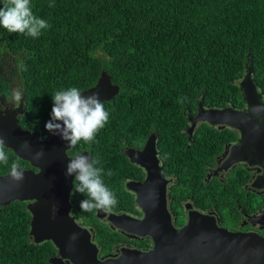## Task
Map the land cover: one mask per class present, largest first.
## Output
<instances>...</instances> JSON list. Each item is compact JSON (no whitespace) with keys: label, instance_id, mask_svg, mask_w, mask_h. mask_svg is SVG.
Here are the masks:
<instances>
[{"label":"trees","instance_id":"16d2710c","mask_svg":"<svg viewBox=\"0 0 264 264\" xmlns=\"http://www.w3.org/2000/svg\"><path fill=\"white\" fill-rule=\"evenodd\" d=\"M31 5L51 25L38 38L0 28V96L8 101L13 90L22 94L18 125L50 138L45 123L51 96L72 86L88 90L105 73L119 87L103 103L109 119L93 142H78L67 151L69 157L86 152L99 159L104 182L118 201L102 210L137 213L124 185L142 173L123 149L141 148L152 133L162 172L175 176L169 195L177 208L196 186V198L204 197L205 204L213 195L209 202L218 204L223 190L216 187L211 194L202 178L228 136L202 123L189 142L185 113H194L198 100L204 108L243 106L235 82L248 58L252 78L264 91V0H31ZM7 150L9 162L0 163V176L9 174L13 162L36 172ZM85 198L72 190L70 215L92 228L98 248L110 253L130 243L96 217L98 209L81 210ZM30 219L26 202L0 206V264H49L56 255L51 242L29 239ZM148 242L133 243L147 247Z\"/></svg>","mask_w":264,"mask_h":264},{"label":"water","instance_id":"95a60500","mask_svg":"<svg viewBox=\"0 0 264 264\" xmlns=\"http://www.w3.org/2000/svg\"><path fill=\"white\" fill-rule=\"evenodd\" d=\"M252 60L248 58L245 74L239 84L245 109L234 107L208 108L202 100L196 103L197 114L186 113L189 124V138L196 125L207 122L211 126L236 128L242 138L234 146L229 161L240 148L254 143L264 150V103L252 79ZM83 95L96 93L104 103L112 100L119 87L113 85L103 73L97 84ZM23 96L17 107H9L0 96V136L20 160L26 161L36 172L23 170V180L14 182L9 174L0 176V206L11 202H26L31 215L29 239L34 244L51 242L57 250L49 264H264V237L255 233L230 232L217 226L211 216L189 212L187 223L178 229L172 223L168 210L167 185L169 181L162 173L156 150V134L152 133L142 150L127 148L123 153L131 164L145 172L142 182L129 181L126 188L135 195L143 217L134 218L128 214H106L101 209L97 218L104 220L130 239H149L151 248H121L118 255L99 258V249L94 242L92 229L79 224L70 215V194L72 177L65 176V167L71 148L58 135L42 140L38 132H29L18 125L17 117L23 114ZM39 151L42 157H33ZM82 155L89 156L86 152ZM90 157V156H89ZM238 160H246V157ZM263 166V161L257 163ZM264 224V210L259 217Z\"/></svg>","mask_w":264,"mask_h":264},{"label":"flooded vegetation","instance_id":"af4514ba","mask_svg":"<svg viewBox=\"0 0 264 264\" xmlns=\"http://www.w3.org/2000/svg\"><path fill=\"white\" fill-rule=\"evenodd\" d=\"M243 76L240 80L235 82L238 88L240 82L243 79ZM257 89L258 92L262 95L261 100L264 103V91L258 88V85H257ZM6 102L11 108L17 107L19 105V103H16L14 100H10V99ZM224 107H233V106L229 105ZM224 107H220V108H224ZM245 107L246 106L243 103V106H240L238 108L234 107V108L238 111H241L244 110ZM187 113H189L191 117H195L197 114V109L195 110L194 113H190V112ZM204 125L206 130L214 129L220 132L224 131L226 136H228V139L225 140V142H223L220 150L214 156L213 163L206 167L205 174L202 178L203 185L205 183V185L208 188H210L209 192L211 194H212V189L216 187L218 188V190H216L217 192L223 190L222 192H224V194L219 197L220 200L218 201V204L215 203L211 204L209 202L212 199H214V197H212L213 195L211 197L208 196L209 201H205L204 204V197L201 200L195 197L196 196L195 191L197 188L196 186L194 188H190L192 190L191 195L187 197L185 200L180 201L179 208H177L176 200L169 195L170 185L176 184L175 176L170 175L168 178L165 176L166 179L169 181L167 185V200H168V210L171 214V220L173 225L175 226V228L178 229L184 227L187 223L189 212L192 211L198 214L213 217L217 226L227 231L240 232V233H255L261 237H264V224H262L261 222L262 220L259 218L264 210V150H262V148L259 147L260 153H258V149L256 148V145L252 143L246 149L240 148L239 152L235 155L232 161H229V156L231 154V151L233 150L234 146H237L239 144L242 138L241 131H239L236 128H231L227 126L226 127L211 126L207 122H204ZM199 126L200 124L196 125V127L192 132V136L195 130ZM188 127L189 124L184 128L183 132L187 135L188 141L191 142L190 140H192V136L189 138V134L187 132ZM262 140L264 142V136ZM143 146L141 148H131V149L142 150ZM243 157H246L247 161L238 160V159H242ZM258 161H263V166L258 165L257 164ZM134 166L140 169L142 173V177L140 179H129L125 182L124 186L126 191L129 192L130 195L134 198L133 199L135 203L134 209L137 213L136 214L112 213V212L108 213L107 211L101 209L106 214H128L137 219H141L143 217L140 207L135 202L134 193L126 188V184L129 181L142 182L145 179L144 170L137 165ZM172 203H175L174 205V207L176 208L175 210L172 209L173 207ZM100 221L102 223L107 224L112 230L118 231L121 235L126 237V240L130 241V243L123 242L119 245L114 246L113 252L110 253H103L101 249L98 248L100 259L118 255L119 250L121 248H131V249L136 248L143 251H146L147 249L151 248V242L149 239H148L149 245L147 247H139L137 244H134L133 242L142 241L146 238L138 239V240L130 239L125 233L113 229L108 222L104 220H100ZM88 229H92V228H88Z\"/></svg>","mask_w":264,"mask_h":264},{"label":"clouds","instance_id":"9594fccd","mask_svg":"<svg viewBox=\"0 0 264 264\" xmlns=\"http://www.w3.org/2000/svg\"><path fill=\"white\" fill-rule=\"evenodd\" d=\"M50 7L52 5H49ZM47 20L34 14L31 0H2L0 6V28L9 34L18 33L31 38H38L42 30L50 28ZM22 94L13 90L11 98L20 103ZM50 119L45 123V130L58 135L63 142L75 146L78 142L94 141L97 132L102 129L109 119V112L105 109L99 95H83L79 87H68L56 91L52 96ZM0 105V112L4 111ZM43 152L39 151L33 157L39 159ZM9 162L5 140L0 136V163ZM100 161L87 155L76 154L65 167V176L72 177V190L85 195L79 207L83 211L105 209L110 211L117 204L115 193L105 184L104 170L99 167ZM23 170L19 164L13 162L9 176L14 182L23 180ZM112 175V171L107 173Z\"/></svg>","mask_w":264,"mask_h":264},{"label":"rangeland","instance_id":"374dc122","mask_svg":"<svg viewBox=\"0 0 264 264\" xmlns=\"http://www.w3.org/2000/svg\"><path fill=\"white\" fill-rule=\"evenodd\" d=\"M228 223H230V222H228ZM98 246V245H97Z\"/></svg>","mask_w":264,"mask_h":264},{"label":"bare ground","instance_id":"6f19581e","mask_svg":"<svg viewBox=\"0 0 264 264\" xmlns=\"http://www.w3.org/2000/svg\"><path fill=\"white\" fill-rule=\"evenodd\" d=\"M16 104V103H15Z\"/></svg>","mask_w":264,"mask_h":264}]
</instances>
